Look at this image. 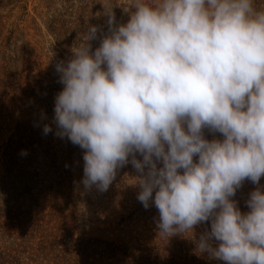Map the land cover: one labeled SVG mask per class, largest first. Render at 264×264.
Returning <instances> with one entry per match:
<instances>
[{
	"label": "clouds",
	"instance_id": "9594fccd",
	"mask_svg": "<svg viewBox=\"0 0 264 264\" xmlns=\"http://www.w3.org/2000/svg\"><path fill=\"white\" fill-rule=\"evenodd\" d=\"M94 50L89 26L56 65L55 135L84 150L85 189L135 169L137 199L161 237L194 232L225 264H264V0H125ZM222 139H206L204 130ZM52 132L45 124L43 133ZM26 154V153H22ZM138 156L140 158H138Z\"/></svg>",
	"mask_w": 264,
	"mask_h": 264
},
{
	"label": "rangeland",
	"instance_id": "374dc122",
	"mask_svg": "<svg viewBox=\"0 0 264 264\" xmlns=\"http://www.w3.org/2000/svg\"><path fill=\"white\" fill-rule=\"evenodd\" d=\"M124 2L0 0V146L15 133L19 117L32 113L31 110L23 112L29 107L25 105L29 102L25 95L29 88L27 68L31 67L32 74L39 78L48 74L59 77L56 65L72 58V49L89 26L95 25L99 29L97 38L91 41L94 50L99 47L103 36L109 34V12L115 16L116 25L128 21L129 14L121 6ZM24 44L28 52L33 53L27 60L29 64L23 63L21 57V46ZM3 54L7 55V63L3 60ZM62 88L61 83L51 84L35 103L41 120L51 125L52 132L48 144L42 147L48 157L39 156L32 171L39 173L48 186L52 184L51 179L60 181L58 177L61 173L73 172L69 223L74 227L75 238L83 236L103 243L116 242L128 246L157 233L158 210L154 205L145 209L138 201L140 189L135 184L137 173L130 163L117 171L115 180L106 192L98 191L95 186L90 190L85 189L82 184L84 150L73 145L66 137L55 135V97ZM26 119L31 121L33 117L30 115ZM204 135L209 140L223 138L220 133L207 129ZM1 160L0 152V163ZM3 170L0 166V175L4 174ZM260 186H264V177H261L259 185L246 180L232 199L245 202L249 194ZM242 196H246L245 200Z\"/></svg>",
	"mask_w": 264,
	"mask_h": 264
},
{
	"label": "trees",
	"instance_id": "16d2710c",
	"mask_svg": "<svg viewBox=\"0 0 264 264\" xmlns=\"http://www.w3.org/2000/svg\"><path fill=\"white\" fill-rule=\"evenodd\" d=\"M21 49L23 63L29 64L33 53L25 44ZM3 58L6 61L7 55ZM27 70L29 88L25 95L29 102L25 105L29 107L23 112L32 113L19 117L15 133L0 146V166L4 169L0 175V264H225L197 248L196 242L210 229V222L196 226L192 235L168 238L161 237L157 228V233L128 246L75 238L69 223L73 172L61 173V180L51 179L48 186L39 173L32 171L39 156L48 157L42 147L50 136L43 133L48 123L41 120L35 103L51 84L59 83V77L48 74L39 78L32 74L31 67ZM30 115L31 121L26 119ZM238 200L241 212L249 211L246 201Z\"/></svg>",
	"mask_w": 264,
	"mask_h": 264
}]
</instances>
